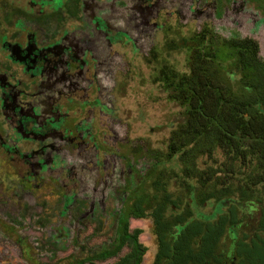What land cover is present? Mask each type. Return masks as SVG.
Here are the masks:
<instances>
[{"label": "trees", "instance_id": "trees-1", "mask_svg": "<svg viewBox=\"0 0 264 264\" xmlns=\"http://www.w3.org/2000/svg\"><path fill=\"white\" fill-rule=\"evenodd\" d=\"M177 38L165 52L185 51L187 69L179 71L164 56L152 80L182 107L183 120L164 151L150 148L148 183L123 205L111 242L74 264L109 257H118L112 264H140L147 249L142 230L129 227L131 215L152 219L153 264H264V59L258 42L208 28Z\"/></svg>", "mask_w": 264, "mask_h": 264}, {"label": "rangeland", "instance_id": "rangeland-1", "mask_svg": "<svg viewBox=\"0 0 264 264\" xmlns=\"http://www.w3.org/2000/svg\"><path fill=\"white\" fill-rule=\"evenodd\" d=\"M22 1L24 4L25 0ZM235 7L226 11L220 20L214 21V24L217 22V26L222 25V27L228 23L236 25L239 35L255 38L258 42L259 54L264 59V17L258 9H264V0H254V3L249 0L243 6ZM161 10L172 23L181 19L183 24L181 28L185 32L188 29H200L199 24L202 18H183L182 14L179 15L174 11L171 15H167L169 13L165 11H169L168 8L163 7ZM157 13L159 12L156 9L150 8L149 22L145 24L144 33H137V40L144 43L143 46H136L133 38L127 37L125 44L119 42L112 44V51L108 57L111 62L109 66H101L102 70H99V59L94 60L97 91L87 99L89 102L93 101L94 105L87 102L74 106L70 112H73L76 117L74 123H81L83 128L92 123L93 117L92 120L99 125L98 129L109 140L115 139L114 137H119L118 141L126 138L127 130L121 123L119 124V121L126 120L130 140H134L133 142L139 146L145 145L164 151L170 131L183 120V109L178 103L170 100L167 93L152 81V74L156 70L155 64L146 63L141 57L146 52L148 43L161 42L163 39V32L153 21ZM61 16L66 17L65 14ZM55 20L48 21L49 32L57 30ZM185 21L189 23L186 26ZM22 25L24 24L18 26L14 24L5 31L9 39L16 38L24 45L30 28ZM64 25L66 29H72L75 22L66 17ZM3 30L4 28L0 31L3 33ZM43 30L45 32L44 28ZM58 30L61 32L62 29ZM218 30L221 35L227 34L222 28ZM41 37L45 36L41 35ZM55 40L57 35L48 36L42 45L46 46ZM2 41L3 37L0 36V74H4L6 69L10 75L8 81L11 83H15L18 78L26 80V74L20 64L6 62L9 57L7 50L2 47ZM164 56L179 71L187 69L185 51L180 49L166 52L162 54V57ZM121 66L130 68L132 74L130 78H127V85L120 91L117 101L114 102L116 109L103 108L99 103L111 91L109 88L116 76L113 74L118 70L117 67ZM107 70L109 75H105L104 78V72ZM26 89L30 90V87ZM2 90L3 87L0 86V135L6 134L5 138L10 142L16 140V145L21 150L30 148L31 144L28 147L22 146L27 142L24 139L27 131L24 128L18 131L24 137L20 138L16 127H10L9 121L5 119L6 115L2 109ZM77 94L81 95L82 92ZM23 97L24 94L22 99ZM27 99L24 97L23 103ZM14 117L17 118L16 115ZM68 137L69 134L61 137L59 142L61 147L57 148L58 156L53 161L47 158L49 156L39 158L37 153L30 149L28 159L31 162L19 156L18 152L10 151L11 148L5 146V142L0 139V264H74L76 259L99 252L111 242L115 235L114 210L118 202L113 195L110 196L109 191L104 192L103 195L93 191L90 196H87L84 186L82 187L83 184L85 185L86 178L83 184L79 179L81 174L82 179L84 178L81 172L83 166L78 165L77 150L72 149L70 146L72 139ZM28 142L32 143V141ZM123 162L120 157L100 153L97 167H91V164H88L84 166V170L89 171L94 179L98 174L96 188L103 184V180L113 185L118 179L121 180L126 172ZM146 164V158L141 157L136 167L142 169L146 167ZM62 192L75 196L70 207L66 206L67 202L64 204L60 201ZM245 224L242 230L247 233L252 229L253 221L250 219ZM129 227L142 230L139 240L147 250L140 264H153L157 251V239L151 217L131 218ZM224 241L228 242V236ZM127 251L128 248L124 247L120 255ZM117 259L118 257H109L106 260H86L84 264H112Z\"/></svg>", "mask_w": 264, "mask_h": 264}, {"label": "flooded vegetation", "instance_id": "flooded-vegetation-1", "mask_svg": "<svg viewBox=\"0 0 264 264\" xmlns=\"http://www.w3.org/2000/svg\"><path fill=\"white\" fill-rule=\"evenodd\" d=\"M250 1L254 3V0ZM22 2L0 0V30L4 28L3 33L0 31V36L3 37L2 47L7 50L10 59L6 62L20 64L27 78L26 80L18 78L15 83H11L8 81L10 75L5 69L4 74H0V86L3 87L1 96L5 119L9 121L10 127H16L17 133L24 128L27 131L26 137L19 133L17 135L27 140L22 146L28 147L30 144L32 146L21 150L16 145V140L10 142L5 138L6 134L0 135V139L5 142V146L11 148L10 151L18 152L25 160L29 161L28 153L31 149L39 158L49 156L47 158L53 161L58 156L57 148L61 147L59 144L61 137L69 134L68 138L72 139L70 146L77 150L78 165L83 166L81 172L84 178L82 179L81 174L79 179L83 184L86 178L82 187L84 186L87 196L93 191L96 194L100 192L101 195L109 191L110 196L113 195L118 202L114 210L116 229L123 205L133 201V192L140 184L144 187L148 183L147 176L152 158L149 155V146H139L128 138L126 120L119 121L127 130L126 138L120 141L119 137L112 140L105 138L103 132L98 129L99 125L92 120L93 117L92 123L85 128L81 123H74L76 117L70 109L89 102L88 97L97 91L94 60L99 59V70H102L101 66H109L111 62L108 57L112 51V44L118 42L125 44L127 37L133 38L136 46H143L144 43L137 40V33H144L145 24L149 22L150 8H154L159 13L153 21L163 32V39L161 42L148 43L146 52L141 56L144 62L155 64L156 70L152 74L154 76L157 61L166 53L165 46L171 43L173 38L178 39L179 34L192 36L208 28L226 38L244 37L238 34L236 25L228 23L229 26L227 24L222 27L217 26V22L214 24V21L220 20L226 11L236 8V5L243 6L249 0H25L24 4ZM163 7L169 9L165 11L169 13L167 15L174 11L182 14L183 18H202L200 29L183 31L181 19L175 23L168 21L166 15L161 12ZM258 9L264 17V9ZM61 14L74 20L75 26L72 29L65 28L66 17L63 18ZM52 18L56 19L54 24L57 30L49 32L48 21L52 22ZM14 24L17 26L24 24L22 26L27 25L30 28L24 45L16 38L9 39L6 34L5 29ZM188 24L185 21V26ZM60 28L61 32L58 30ZM218 28H222L227 34L221 35ZM52 35H57V40L43 46V42ZM125 66L117 67L118 70L113 74L116 76L109 88L111 91L99 103L101 107L116 109L114 102L127 85V78L132 74L130 68L126 69ZM108 70L104 72V78L105 75H109ZM155 83L159 85L158 82ZM26 87H30V90ZM79 92L82 94L78 95ZM23 94L28 98L25 103L24 97L22 99ZM89 104L93 106L94 102L91 101ZM33 123L34 127L31 128ZM6 151L10 152L8 149ZM100 153L120 157L124 161L126 172L116 184H107L103 180V184L96 188L98 174L94 179L89 171L84 170V166L91 164V167H97ZM141 157L146 158L147 163L142 169L136 167ZM60 197V201L67 202L66 206L69 207L75 198L74 195H67L64 192ZM131 218L135 217L129 216V222Z\"/></svg>", "mask_w": 264, "mask_h": 264}]
</instances>
